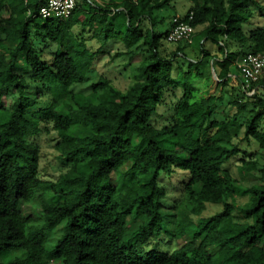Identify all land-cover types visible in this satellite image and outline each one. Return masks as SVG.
Here are the masks:
<instances>
[{"label":"clouds","instance_id":"1","mask_svg":"<svg viewBox=\"0 0 264 264\" xmlns=\"http://www.w3.org/2000/svg\"><path fill=\"white\" fill-rule=\"evenodd\" d=\"M0 264H264V0H0Z\"/></svg>","mask_w":264,"mask_h":264}]
</instances>
